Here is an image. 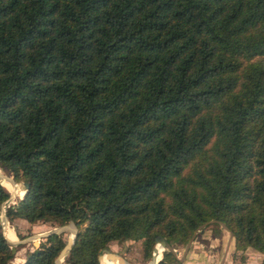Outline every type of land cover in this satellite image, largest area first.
I'll list each match as a JSON object with an SVG mask.
<instances>
[{"label": "trees", "instance_id": "16d2710c", "mask_svg": "<svg viewBox=\"0 0 264 264\" xmlns=\"http://www.w3.org/2000/svg\"><path fill=\"white\" fill-rule=\"evenodd\" d=\"M0 165L11 220L86 223L68 264L211 219L264 254V0H0ZM46 237L21 264H57Z\"/></svg>", "mask_w": 264, "mask_h": 264}, {"label": "rangeland", "instance_id": "374dc122", "mask_svg": "<svg viewBox=\"0 0 264 264\" xmlns=\"http://www.w3.org/2000/svg\"><path fill=\"white\" fill-rule=\"evenodd\" d=\"M214 144L215 139L213 138L211 143L208 145L209 148L206 153H204V156H207L208 158L212 156ZM203 161L206 160L203 159ZM0 167L2 168H0V172H6L10 175H13L12 173H9L4 166L0 165ZM189 168L190 167H188L187 169ZM5 177L10 178L9 176ZM3 181L7 187L12 188L10 182L6 181L5 179H3ZM18 182L20 183L21 188H25L24 181ZM20 196L21 195L17 196L15 202ZM5 222L9 223L8 225L11 229L10 232H7L9 238H17L14 232L15 230L19 240V242L15 244V246L17 247V252L14 253V258L10 261L11 264H21L25 260L26 254L29 250L34 249L40 244L41 241L46 240L47 237L45 233L47 231L61 225H66V223L60 224L56 221L39 220L36 222H30L22 217H17L11 220L9 216L6 218V212L3 203L2 205H0V224L2 228L4 227L3 229L6 228ZM70 222H68L67 224H70ZM73 222L76 224L75 221ZM212 222L213 219L207 221L198 230H196L194 234H192L193 236L191 238H193V240L189 245L187 251L186 248L191 238L188 241L179 240L174 244L176 246L175 248L178 250V252L176 253L178 257L183 261V264H262L264 260V254L262 251L253 246L238 248L236 238L232 231L228 228V226L225 223L216 225ZM85 225L86 223L83 224L80 228L83 229ZM76 227L78 233L80 228L77 224ZM58 233L61 234L67 241L70 236H73V230H70L69 228L64 229L63 231ZM34 235L37 236L35 238L36 240H39V242H36L35 238H33ZM162 246L166 247L165 244L160 242L159 251L162 249ZM107 247L108 248L103 251L102 255L104 256L102 257L103 264H116L118 262H121L120 258H118L119 260L113 259L107 253L109 251L120 254V256L129 261L130 264H149V259L145 254L144 239L129 238L123 241L112 240L109 242ZM164 252L162 253V255L160 254V260L163 258ZM188 253H190V255L187 257ZM105 255L109 256L106 257ZM67 256L65 253L62 264H64V261L66 262Z\"/></svg>", "mask_w": 264, "mask_h": 264}, {"label": "water", "instance_id": "95a60500", "mask_svg": "<svg viewBox=\"0 0 264 264\" xmlns=\"http://www.w3.org/2000/svg\"><path fill=\"white\" fill-rule=\"evenodd\" d=\"M5 176H7V174H5V173H3V172H0V182H2V180L4 179ZM9 177L12 179V181H13L15 184H18V183H19V182L15 179L14 175H10ZM2 183H3V182H2ZM3 184H4V183H3ZM24 186H25L24 189H25V193H26V191H27V189H28V187H29V183H28V182L24 183ZM10 192H11L10 197L4 202V205H7V206L5 207L6 218L8 217V216H7V208H8V206L11 204V202H13V203L15 202L14 198L19 194V187L17 186L15 190H14V189H13V190H10ZM25 193H24V194H25ZM24 194L21 195L20 197H23ZM71 225L75 226L76 231H75V234H74L73 237H71V236L69 237L67 243L65 244V246H64L63 249L61 250L59 256L57 257L56 262L59 263V264H60V262H59V258H60V256L63 255V253H66V256H67L68 253L70 252V250H71L73 244H74L75 237H76V235H77V227H76V224H75L73 221H71L70 224H66V225H61V226L55 227L54 229L49 230V231H47V232L45 233L46 235L49 234V233H51V232H57V233H58V232L63 231L64 229L70 228ZM3 228H4V227H3ZM202 229H203V228H202ZM3 231H4V234L6 235V233H5L6 229H3ZM6 237H7L8 241H9V243L11 244V247H12V251H13V253H16V252H17V247L15 246V244L18 243L19 240H18V239L13 240V239L9 238L7 235H6ZM35 237H37V236L34 235L33 238H35ZM35 239H36V238H35ZM192 240H193V238H191V240H190V242H189V244H188V246H187V248H186V251L188 250L189 245L191 244ZM158 242H161V243L165 244V245L167 246L168 249H170V250H172V251H174V252H178V250H177L175 247H173V245L169 242V240H168L164 235H162V234H157V235H156V244H157ZM107 253H108L113 259H115V260L118 259V258H120V257H122V256H120V254H118V253H116V252L109 251V252H107ZM102 255H103V252L99 254V259H101ZM159 255H160L159 249H158L157 245H155V246H154V249H153V252H152V255H151L150 259H149V264H158V262L160 261V258H161V257L159 258ZM118 260H119V259H118ZM116 264H121V263L118 262V263H116ZM122 264H130V262L127 261V260L125 259V263H122Z\"/></svg>", "mask_w": 264, "mask_h": 264}, {"label": "bare ground", "instance_id": "6f19581e", "mask_svg": "<svg viewBox=\"0 0 264 264\" xmlns=\"http://www.w3.org/2000/svg\"><path fill=\"white\" fill-rule=\"evenodd\" d=\"M7 176H8V175H7ZM4 179H5L6 181L10 182V185H11L12 188L7 187L9 190H13V189L15 190L16 187L18 186L20 189L23 190V191H22V190L19 189V194H18V195H23V194L25 193V189H24V188H21L20 183L15 184V183L12 181L11 178L4 177ZM2 182H4V181L2 180ZM18 195H17V196H18ZM17 196L14 198V200L17 198ZM11 203H13V202H11ZM6 206H7V205H4V208H5ZM5 224H6V225H5V227H6V228H5V229H6L5 233H6V235L8 236V233H7V232H10L11 229H10V227H9V225H8V224H9L8 222H5ZM8 228H9V229H8ZM7 229H8V230H7ZM69 229H70V230H73V236H74L75 231H76L75 226L71 225V227H70ZM13 230H14V229H13ZM14 232H15L16 237H17V239H18V235H17V233H16L15 230H14ZM73 236H72V237H73ZM8 237H9V236H8ZM35 240H36V239H35ZM36 242H39V240H36ZM156 245H157V247H158V249H159L160 242H158ZM162 249H163V251H164V250H166V249H168V248H165V246H162ZM163 251L160 250V251H159L160 254L163 253ZM64 254H65V253H63V255H61L60 258H59V262H60V264H62V261L64 260ZM105 256L108 257L109 255H105ZM102 257H104V256H102ZM102 257H101V259H100L101 264H103V263H102V261H103V260H102ZM159 258H160V255H159ZM120 259H121V262H120L121 264H122V263H125V259H124L123 257H120Z\"/></svg>", "mask_w": 264, "mask_h": 264}, {"label": "crops", "instance_id": "0c3cea01", "mask_svg": "<svg viewBox=\"0 0 264 264\" xmlns=\"http://www.w3.org/2000/svg\"><path fill=\"white\" fill-rule=\"evenodd\" d=\"M191 251V250H190ZM190 255V253L187 254V257Z\"/></svg>", "mask_w": 264, "mask_h": 264}]
</instances>
